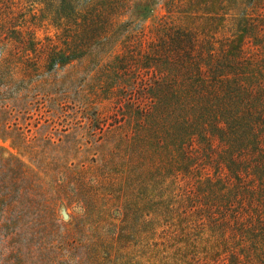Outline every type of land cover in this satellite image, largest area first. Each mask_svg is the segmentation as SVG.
<instances>
[{"label": "rangeland", "instance_id": "obj_1", "mask_svg": "<svg viewBox=\"0 0 264 264\" xmlns=\"http://www.w3.org/2000/svg\"><path fill=\"white\" fill-rule=\"evenodd\" d=\"M129 2L101 65L52 73L15 40L25 30L60 43L41 0L0 4V264H194L180 231L182 190L141 116L149 101L134 72L110 65L142 29L155 38L165 0ZM258 12V1L247 8Z\"/></svg>", "mask_w": 264, "mask_h": 264}, {"label": "trees", "instance_id": "obj_2", "mask_svg": "<svg viewBox=\"0 0 264 264\" xmlns=\"http://www.w3.org/2000/svg\"><path fill=\"white\" fill-rule=\"evenodd\" d=\"M257 1L264 10V0H165L155 38L142 29L110 62L134 72L149 101L141 116L182 190L180 231L194 264H264V12L247 13ZM41 4L64 32L60 43L25 30L15 40L50 73L86 59L101 65L131 9L129 0Z\"/></svg>", "mask_w": 264, "mask_h": 264}]
</instances>
